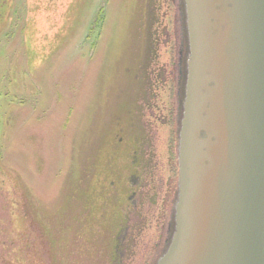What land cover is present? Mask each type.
Segmentation results:
<instances>
[{
  "label": "rangeland",
  "instance_id": "1",
  "mask_svg": "<svg viewBox=\"0 0 264 264\" xmlns=\"http://www.w3.org/2000/svg\"><path fill=\"white\" fill-rule=\"evenodd\" d=\"M179 0H0V264H154L176 181Z\"/></svg>",
  "mask_w": 264,
  "mask_h": 264
},
{
  "label": "water",
  "instance_id": "2",
  "mask_svg": "<svg viewBox=\"0 0 264 264\" xmlns=\"http://www.w3.org/2000/svg\"><path fill=\"white\" fill-rule=\"evenodd\" d=\"M173 229L155 264H264V0H182Z\"/></svg>",
  "mask_w": 264,
  "mask_h": 264
},
{
  "label": "flooded vegetation",
  "instance_id": "3",
  "mask_svg": "<svg viewBox=\"0 0 264 264\" xmlns=\"http://www.w3.org/2000/svg\"><path fill=\"white\" fill-rule=\"evenodd\" d=\"M180 1V4L182 6V10L180 11V13H182L183 15V22L185 20L184 18V6H183V3H182V0H179ZM185 23V22H184ZM183 37H185L186 39V32H185V28H183ZM185 48L183 47L182 51L180 52V55H179V61H178V66H179V70H178V89L181 90V99L180 100V104H179V108H178V115H179V118H180V114H181V101H182V98H183V89H184V82H185V75H186V71H185V60H186V55H187V43L185 42ZM179 118L177 120V125H176V130H175V141H176V131H177V127H178V123H179ZM176 170H177V167H176ZM175 191H176V181H175V187H174V193H173V199H172V202H171V212H170V219H169V222H168V229H167V232H166V237L164 239V242H163V249L160 253V255L157 257V259L161 256V254L164 252V250L166 249L167 245H168V242H169V238L171 236V233H172V229H173V202H174V199H175ZM156 259V260H157ZM155 260V262H156ZM154 262V264H155Z\"/></svg>",
  "mask_w": 264,
  "mask_h": 264
}]
</instances>
